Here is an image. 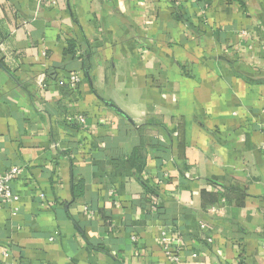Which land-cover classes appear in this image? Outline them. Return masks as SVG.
I'll list each match as a JSON object with an SVG mask.
<instances>
[{
    "label": "crops",
    "instance_id": "0c3cea01",
    "mask_svg": "<svg viewBox=\"0 0 264 264\" xmlns=\"http://www.w3.org/2000/svg\"><path fill=\"white\" fill-rule=\"evenodd\" d=\"M14 166L0 264H264V0H0Z\"/></svg>",
    "mask_w": 264,
    "mask_h": 264
},
{
    "label": "built area",
    "instance_id": "2783aa9c",
    "mask_svg": "<svg viewBox=\"0 0 264 264\" xmlns=\"http://www.w3.org/2000/svg\"><path fill=\"white\" fill-rule=\"evenodd\" d=\"M79 78L77 74H71L69 76V86L70 88H75L76 83L78 82ZM82 121V119H79ZM22 168L18 166H14L9 168L8 170L0 173V200L1 201H18L19 196L13 192L12 190V184L15 178L21 173ZM42 196V195H41ZM200 227L206 228V225L204 223L200 224ZM161 245L162 249L165 251V253L170 257V260L172 262H178L179 256H178V250L175 247H172L170 240L168 239L165 232H162L161 234ZM6 255V253H3Z\"/></svg>",
    "mask_w": 264,
    "mask_h": 264
},
{
    "label": "trees",
    "instance_id": "16d2710c",
    "mask_svg": "<svg viewBox=\"0 0 264 264\" xmlns=\"http://www.w3.org/2000/svg\"><path fill=\"white\" fill-rule=\"evenodd\" d=\"M146 191L148 192V193H151V194H153V190L152 189H154V188H151L149 185H147L146 184ZM156 193H154V195H155Z\"/></svg>",
    "mask_w": 264,
    "mask_h": 264
},
{
    "label": "water",
    "instance_id": "95a60500",
    "mask_svg": "<svg viewBox=\"0 0 264 264\" xmlns=\"http://www.w3.org/2000/svg\"><path fill=\"white\" fill-rule=\"evenodd\" d=\"M114 109H115L116 111H118L119 113H122V111H121L119 108L114 107Z\"/></svg>",
    "mask_w": 264,
    "mask_h": 264
}]
</instances>
